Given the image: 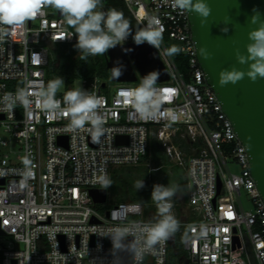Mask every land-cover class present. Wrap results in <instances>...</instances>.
Here are the masks:
<instances>
[{
  "label": "built area",
  "instance_id": "obj_1",
  "mask_svg": "<svg viewBox=\"0 0 264 264\" xmlns=\"http://www.w3.org/2000/svg\"><path fill=\"white\" fill-rule=\"evenodd\" d=\"M123 1L141 29L151 19L162 32L154 48L168 77L155 81V94L143 95L139 75L112 85L97 76L80 78L79 88L100 100L98 139L90 123L73 129L67 112L46 109L39 97L47 86L50 45L75 39L63 17L46 7L34 19L3 26L8 31L0 36V98L23 89L31 104L18 103L11 111L0 104V264H113L108 233L154 218L143 216L137 200L99 210L89 189L104 187L112 168L139 164L152 135L185 171L190 213L175 217L178 231H184L186 264H264V199L250 174L246 147L204 78L187 10L173 0ZM165 37L179 42L187 79ZM65 92L56 98L62 100ZM182 138L189 153L175 142ZM231 163L239 170L232 171ZM241 190L250 196V209L240 205ZM167 250L168 240L141 264H165ZM122 264L135 262L126 254Z\"/></svg>",
  "mask_w": 264,
  "mask_h": 264
},
{
  "label": "clouds",
  "instance_id": "obj_2",
  "mask_svg": "<svg viewBox=\"0 0 264 264\" xmlns=\"http://www.w3.org/2000/svg\"><path fill=\"white\" fill-rule=\"evenodd\" d=\"M173 3L181 10H190L197 14L201 25H204L211 14V8L206 0H173ZM46 7L57 10L74 29L77 41L75 48L82 60L89 56L104 55L126 41L129 36H132L137 46L147 43L158 48L161 42L162 32L156 27L154 20L150 19L146 27L133 34L123 13L115 8L104 10L103 0H0V36L7 34L8 31L3 26L15 27L34 19ZM254 13L259 15L256 10ZM249 41L246 53H241L238 49L235 52L237 63L247 65V68L239 69L233 66L231 69L221 70L218 79L221 87L228 83L236 84L245 76L253 82L257 78H264V25L249 33ZM171 51L175 53L179 49L174 46ZM201 52L205 59L210 57L206 50L201 49ZM157 75L150 73L142 81L139 89L142 95L149 92L155 94ZM63 85V78L58 76L48 82L46 88L39 93L43 106L48 110L67 112L70 117L69 126L73 129H84L85 125L90 123L89 131L92 132L94 139H98L103 132V120L97 111L100 100L83 88L70 89L64 93L62 100L57 99L56 94ZM18 103L25 107L31 104L23 89H17L15 93H6L0 98L3 110L11 111ZM134 186L140 190L144 187V181L138 180ZM179 191L178 185H153L151 198L157 207V218L132 221L117 226L108 233L113 245L110 250L114 258L113 264L117 262L122 264L121 253L132 257L135 264H141L145 255L155 254L158 244H163L174 236L180 223L172 213L171 201Z\"/></svg>",
  "mask_w": 264,
  "mask_h": 264
},
{
  "label": "water",
  "instance_id": "obj_3",
  "mask_svg": "<svg viewBox=\"0 0 264 264\" xmlns=\"http://www.w3.org/2000/svg\"><path fill=\"white\" fill-rule=\"evenodd\" d=\"M206 2L211 14L204 25H201L197 14L187 10L197 60L206 82L213 88L238 138L246 147L250 174L264 199V78L253 82L245 76L238 83H228L223 87L218 83L221 70L233 66L247 68V65L237 63L235 52L238 49L246 53L249 33L264 25V0ZM254 10L259 12L258 16ZM57 14L60 15L58 11ZM201 49L210 54L208 59L204 58ZM105 64L112 81H134L137 75L145 79L150 73L158 74L156 81L168 77L156 49L147 43L137 46L133 40L121 42L105 53ZM116 140L120 141L121 136ZM89 193L95 202H103L106 198L105 187L90 188ZM168 244H173L172 237ZM121 256L125 259L126 253H121Z\"/></svg>",
  "mask_w": 264,
  "mask_h": 264
},
{
  "label": "rangeland",
  "instance_id": "obj_4",
  "mask_svg": "<svg viewBox=\"0 0 264 264\" xmlns=\"http://www.w3.org/2000/svg\"><path fill=\"white\" fill-rule=\"evenodd\" d=\"M53 10L55 11L54 8ZM140 29L141 28L139 27V30ZM164 43L168 48L170 54L172 55L173 59L176 58L177 62L180 63V60L184 56V54L179 49V42L172 38L165 37ZM174 46L179 49L178 52L173 53L171 51V49ZM55 50H56V46H55ZM56 63L57 61H54V64ZM178 67L182 73L187 71V64L185 63V61L183 62V64L181 62ZM103 81L111 85L115 83V81H112L110 77L109 79H103ZM79 83H80V79L76 78L73 81V87L75 89L79 88ZM104 88L105 86L102 87V90H104ZM62 91H64V85L61 87V89L58 92H62ZM176 140L179 141L178 139ZM161 150L162 149L156 150L152 153L151 152L152 149H150L148 153L149 154L148 157L143 159L139 164L124 165L125 167H118L117 169H115L111 173L108 181L104 185L107 192L106 201L104 203L96 204V207L99 210H104L108 204L114 201H118L121 199H134L142 203L143 216L146 217L149 215L147 213L150 210L157 212V207L151 198L153 185L155 184L178 185L180 191L177 194H184L185 171L183 169V166L178 164L175 159L168 158L165 155V153ZM156 165H158L157 168L155 169L151 168ZM229 167L232 171L235 172L239 170V166L235 163H231ZM138 180L144 181V187L140 190H137L136 187L134 186L135 182ZM238 200L243 209L251 208L250 196L244 190H241L240 194L238 195ZM181 228L182 230L178 231V238H177L179 256L181 254L184 255V249L182 246L184 231H183V227ZM3 241H4L3 237L0 235V242ZM165 264H185V263L183 259L178 260L177 256H173L169 260H167Z\"/></svg>",
  "mask_w": 264,
  "mask_h": 264
},
{
  "label": "trees",
  "instance_id": "obj_5",
  "mask_svg": "<svg viewBox=\"0 0 264 264\" xmlns=\"http://www.w3.org/2000/svg\"><path fill=\"white\" fill-rule=\"evenodd\" d=\"M104 10L115 8L118 11H121L124 17L129 21L130 31L134 34L136 31L139 30V25L133 18L132 14L130 13L129 9L127 8L125 2L123 0H103ZM69 26V25H68ZM72 31L74 29L69 26ZM127 40H133L132 36H129ZM76 36L75 39L71 42L67 43H52L50 45V49L48 52V63L46 66V83L48 84L49 81L55 79L57 76L62 77L64 80V90L68 91L72 89L73 81L76 78H92V77H99L101 80L109 79V70L105 64V54L100 56H89L86 60L81 59V55L79 51L75 48L76 44ZM56 46V50H55ZM185 55L181 58L180 63L185 61ZM177 68L179 69L180 63L177 62V59H173ZM54 61H57L54 64ZM186 63V61H185ZM185 78L187 79L188 76L186 71L184 72ZM175 142L181 146L186 153L190 152V144L186 139H179ZM152 149V153L156 150L163 149L160 141L152 135L149 141V150L148 152L142 157L141 161L148 157V153ZM151 153V155H152ZM140 161V162H141ZM118 167H125V166H118ZM118 167L112 168L111 173L117 169ZM124 200V199H121ZM134 200V199H130ZM173 244H168V250L166 255V261L169 260L173 256H177L178 260H181L178 251V231L174 234ZM165 261V262H166Z\"/></svg>",
  "mask_w": 264,
  "mask_h": 264
},
{
  "label": "crops",
  "instance_id": "obj_6",
  "mask_svg": "<svg viewBox=\"0 0 264 264\" xmlns=\"http://www.w3.org/2000/svg\"><path fill=\"white\" fill-rule=\"evenodd\" d=\"M163 151V149L161 150ZM164 152V151H163ZM158 166V165H156ZM153 166V167H156ZM185 186V184H184ZM172 202L175 203L174 204V211H175V216L177 218H184L187 217L190 213V208L189 206L186 204V195L184 194H177L176 196H174L172 198ZM147 214L148 217L150 218H157V212L150 210ZM186 264V263H185Z\"/></svg>",
  "mask_w": 264,
  "mask_h": 264
},
{
  "label": "flooded vegetation",
  "instance_id": "obj_7",
  "mask_svg": "<svg viewBox=\"0 0 264 264\" xmlns=\"http://www.w3.org/2000/svg\"><path fill=\"white\" fill-rule=\"evenodd\" d=\"M180 258L184 260V263H186L185 256L183 254L180 255Z\"/></svg>",
  "mask_w": 264,
  "mask_h": 264
}]
</instances>
